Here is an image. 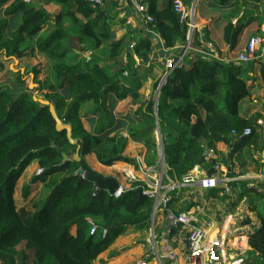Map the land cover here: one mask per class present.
Wrapping results in <instances>:
<instances>
[{
	"label": "trees",
	"instance_id": "trees-1",
	"mask_svg": "<svg viewBox=\"0 0 264 264\" xmlns=\"http://www.w3.org/2000/svg\"><path fill=\"white\" fill-rule=\"evenodd\" d=\"M173 1L163 0L160 7L158 0H142L153 18L144 27L158 33L168 49L185 43L187 34L186 25L180 22L179 14L173 9ZM192 1L183 0L186 5ZM237 1L204 0L197 4L195 23L198 28L193 34V50L161 87L157 121L152 96L158 78L152 82L151 96L133 100L138 104L135 112L141 122L128 127V132L134 140L143 142L146 150L143 163L154 168L160 164L158 140L155 139L158 123L165 171L173 181H180L182 175L196 165L208 176L215 174V166L221 165L218 158L208 155V159L205 156L199 164L205 146L213 149L217 142L228 146L234 142L229 156L222 161L231 168L235 150L256 142L253 135L260 114L243 118L239 113L240 101L250 93L244 67L236 65L233 59L258 30L247 29L240 43L243 21H231L235 9L227 15L221 12L223 6ZM42 2L55 3L60 9L53 14ZM200 19H204L205 24L200 23ZM149 37L151 35L142 37L134 46L133 53L140 60L138 65L130 51L118 61L125 41H111L113 35L107 26L103 6H92L87 0H33L29 3L0 0V56L6 61L12 57H31L39 52L51 60L45 80L37 82V89L45 91V100L54 105L62 123L70 124L72 137L77 140L76 144H71L66 131L56 129L49 104L35 99L29 86L23 87L25 76L32 74L35 79L40 69L35 66L28 71L24 60H20L22 67L15 74L17 80L13 88L0 86V264H94L98 254L112 244L125 226L149 229L152 199L140 201L136 192H125L115 198L106 188L96 187L94 182L83 178L79 162L72 159L79 146L84 162L86 154L94 153L103 165L123 162L131 164L134 170L139 169L136 159L123 155L121 136L102 134L108 132L106 129L113 123L111 108L114 102L110 101L131 97L132 92H137L153 74L154 63L146 65L150 61ZM71 41L77 43L78 50ZM205 41L212 45L209 52L202 50ZM24 44L27 45L22 47ZM103 45L118 69L113 70L110 63L95 53ZM83 51L90 54L83 55ZM88 104V110L97 116L93 132L84 127L80 116L81 108ZM247 128L252 133L244 136ZM261 150L264 152V140ZM63 153L68 156L66 161H63ZM34 161L38 171L31 182H40L47 195L42 205L26 218L16 207L14 191L18 179ZM261 166L264 167V162ZM132 183L136 188L143 184L137 180ZM249 186L246 180L230 182L232 201L228 193L220 194L222 190L217 187L209 189V194L215 199L226 200L232 211L250 194ZM27 191V188L23 191L24 197ZM175 192L177 189L170 192L171 206ZM263 207L264 197L254 204L261 224L248 239L251 247L248 258L253 255L255 264H264ZM89 219L97 225L94 232H91ZM72 225L76 226L74 235L70 233ZM23 241L27 249H34L31 263L26 250L17 248Z\"/></svg>",
	"mask_w": 264,
	"mask_h": 264
},
{
	"label": "crops",
	"instance_id": "crops-1",
	"mask_svg": "<svg viewBox=\"0 0 264 264\" xmlns=\"http://www.w3.org/2000/svg\"><path fill=\"white\" fill-rule=\"evenodd\" d=\"M200 1L204 0H199L198 3ZM42 4H44L46 10L53 14L60 9L59 5L52 2H42ZM158 4L162 7L163 0H158ZM103 8L107 13V19H109L110 22H116L117 24L122 23L124 25L123 28L121 27L118 30L119 34L129 32L125 41L128 45L130 43L136 44L142 37H146V35H148L144 32V25H142L143 22L141 21L137 11L130 3H117L112 0H106ZM233 9L236 10V13L230 17L231 21L235 22L237 20L240 21L241 19L245 25L240 35V43L244 41L246 30L250 28H252V30L257 28V35L264 36V30L262 29L264 26V1L254 3L247 0H238L228 6H223L221 8V12L227 15L231 14L230 11ZM119 13L124 16L122 19L118 16ZM200 20V23L205 24L204 19ZM112 35L114 37L113 33ZM149 39L151 49L148 57L150 62L154 63V56L157 55V51H155L157 49V45L153 43L154 39L152 36L149 37ZM133 50L134 49L129 51L133 55L135 64L138 65L140 60L135 56ZM85 55L87 54L85 53ZM233 61L234 63L236 62L234 59ZM4 62L5 58L0 56V64H3ZM236 65L241 64L237 63ZM241 66L244 67V78L246 79L250 95L244 97L240 101L239 113L243 118H250L257 113L260 114L257 122L258 124H256L257 126L253 135L256 137V142L250 144L249 147L244 146L241 150H235L236 155L233 157L231 168L226 167L222 161L224 158L229 156L234 142H231L230 146L222 142H217L213 149H209L206 146L205 148L210 150V157L218 158L221 162V175L229 178V181H226L217 187V189L222 190V192L220 191L219 193H228L232 201L234 197L232 196L233 192L230 190L229 183L236 180H246L250 182V194L244 196L237 206L230 211L226 200L222 201L220 199H215L210 196L209 189L202 190L198 187V185L194 184L189 187L185 186L177 189V192H175L172 197L175 201H172L171 204L173 205L172 209L176 213L187 212L194 214L195 220L197 219L198 223L206 222L213 217H216L219 220L220 217L224 220V224L229 226L230 229L236 227L242 230V232L236 234L237 237L234 236L235 238H233L232 241L234 244L236 243L238 245V247L234 248H240L244 253L246 261H244L243 264H246L249 260L248 251L251 250V247L248 244L249 234L253 233V229L258 228L261 224V221L253 207L254 204L260 203L264 197V167L261 166L264 162V152L261 150L264 140V69L263 66L256 61H251L247 64H242ZM156 76L157 73H155L154 70L153 74L144 81L143 86L137 92H132V95L134 94L133 96H135L142 88H144V91L139 92L143 95L142 98L145 100L151 96L152 82ZM131 97L123 101H115L114 99L110 101L114 102L111 108L113 123L108 129H106L108 132L103 133L102 136L117 134L124 139V142H126L128 147L139 144L142 147L138 151L140 154L138 159L141 158L139 161H142L141 163L138 161L140 163V168L141 165H145L143 163V157L146 150L143 142L134 140L132 135L128 132V127H135L141 122L140 116H138L135 112L137 107L133 106L135 104L133 103V100H131ZM87 110L88 109H86V111ZM88 112L89 117L82 118V121L84 127L88 131L93 132L96 127L95 119L97 116L93 113V111L88 110L87 113ZM201 115L204 117V111L201 112ZM128 149L129 148H126V150ZM205 159H208V155ZM85 161L93 171L100 173L105 177H114L117 180L119 179L118 181L122 180L121 178L124 177L126 181L130 183L131 178H133L132 176L134 175V168H132V166L128 163L115 162L110 166H106L101 164L96 159L94 153L86 154ZM35 163L37 164V162ZM162 167L165 169V165ZM192 173L197 177L207 175V172L199 165H196L192 169ZM119 174L121 175V178H119ZM139 174L143 173L139 172ZM157 217L158 224H160L159 229L162 230L166 222V214L162 210L160 211V215ZM185 228L188 229L187 227ZM70 233L73 235L76 233L75 225L70 227ZM230 233V235H232V232ZM148 238L149 232L146 227L127 225L124 227L123 232L112 242V244L98 254L94 262L96 264H140L141 261L147 258L151 259L149 256L146 257L149 251ZM171 243L172 247L175 249V253L177 254L176 260H166L164 264H183L185 262V247L180 241V235L174 233ZM228 263H230V259H228L227 264Z\"/></svg>",
	"mask_w": 264,
	"mask_h": 264
},
{
	"label": "built area",
	"instance_id": "built-area-1",
	"mask_svg": "<svg viewBox=\"0 0 264 264\" xmlns=\"http://www.w3.org/2000/svg\"><path fill=\"white\" fill-rule=\"evenodd\" d=\"M25 2H31V0H24ZM92 6H103L106 0H87ZM117 3H130L137 11L143 25L153 21V18L148 14V7L146 3L139 0H112ZM194 1V0H193ZM193 1L190 5H186L183 0H174L173 9L179 14L180 22L184 23L187 27L186 41L185 43L178 44L174 48L168 49L164 46L162 37L146 27L144 32L153 37V43L157 45L155 51L159 52L156 59L161 65L155 68V73L158 78L156 94L161 87L167 82L169 76L173 71L180 67L186 57H188L189 51L193 50L192 34H194L197 25L195 23L196 6ZM198 4V0L196 2ZM264 30V26L262 27ZM135 43L129 44V50L134 49ZM211 47V45H210ZM204 48V47H203ZM202 48V50H203ZM199 50V51H202ZM204 51V50H203ZM209 52V51H205ZM160 55L162 57L160 58ZM236 64H247L251 61L259 62L264 68V36L255 35L252 36L246 48L238 52ZM258 60V61H257ZM160 67V69H158ZM127 74V72H125ZM155 94V98H156ZM155 101V99H154ZM264 132V131H263ZM252 133L251 129L247 128L243 135L247 136ZM160 169L157 171L154 167H147L141 165L140 170L143 173L141 185L143 193L151 198L154 202V207L151 213L150 226H149V251L146 257L151 259H145L140 264H164L166 260H176L177 254L172 247V236L175 234L180 235V241L185 247V262L183 264H243L245 261L244 253L240 248H234L229 245V235L231 234L230 227L224 224V220L219 217H213L206 222H197L195 215L187 212H174L172 206L169 204L171 199L170 192L181 187H189L191 185H198L202 190L216 188L229 178L221 175V166H215V174L203 177H197L192 173V170L182 175L180 181H173L170 179L162 167L161 160ZM126 179L118 181V186L112 194L113 197L118 198L126 191L134 189ZM136 188V187H135ZM158 207L160 211H164L166 214V222L162 230L159 229L158 217H156V210ZM157 218V220L155 219ZM223 220V222H222ZM222 222V223H221ZM91 232L97 229V225L92 223ZM187 227L188 229H186ZM105 230L103 233L105 234ZM230 240H229V239ZM151 260V261H150Z\"/></svg>",
	"mask_w": 264,
	"mask_h": 264
},
{
	"label": "rangeland",
	"instance_id": "rangeland-1",
	"mask_svg": "<svg viewBox=\"0 0 264 264\" xmlns=\"http://www.w3.org/2000/svg\"><path fill=\"white\" fill-rule=\"evenodd\" d=\"M33 0H31L32 2ZM199 1V0H198ZM42 6L44 7V4H42ZM39 7L38 5H36V8ZM45 8V7H44ZM120 18L122 19L124 16L121 15V13H119ZM120 21V20H119ZM107 26L110 30L111 33L114 34V37L111 41L114 40H124L126 41V38L129 35V32H123L124 34H119L118 30L122 27H124V25L121 24H117L110 22L109 19H107ZM198 28V27H197ZM193 37V34H192ZM71 45L73 47H75L74 49L78 50V45L77 43L71 41L70 42ZM137 44V43H136ZM135 44V45H136ZM27 44H24L22 47H25ZM127 43H125V49L122 52V54L120 55V57L118 58V61H122L125 55L126 51H129V47H126ZM211 43H208L207 41H205L202 46L204 47L203 50L204 51H209L210 48H212V45L210 47ZM190 47H192L190 45ZM94 53V52H93ZM95 53L97 54L98 57H101L103 59H105L108 63H110V65H112L113 70L114 69H118V67L115 65L116 63L112 60L109 59L108 53L106 52V48L105 46H101L98 50L95 51ZM87 54H90V52H87ZM157 55L154 56V60H156L158 58V53L156 52ZM153 57V55H152ZM162 57V55H160V58ZM26 58L28 60H26ZM2 59V58H1ZM20 60H24L23 64H25L26 66H28V71H31L33 67H37L40 69V73L37 75V77L35 79H33L32 74L25 76V85L23 86L24 88H26L25 86H29V88L31 89L32 93L34 94V97H36L37 99H41V100H45L46 99V93L44 90H38L37 86L38 83H42V81L45 80V76L47 74V72L49 71V66H50V59H48L47 57H45L42 53L36 52V54L34 56L31 57H24L21 59H17L15 57H12L8 60H6L3 64H0V86L2 88L4 87H8V88H13L14 83L16 82L17 78L15 76L16 72L22 67ZM66 60L69 62H73L72 60H69L68 58H66ZM157 62H154V67H153V71L155 70V68L157 67ZM98 63H101V60L98 61ZM151 62L149 61L146 65L148 66ZM158 66L161 65V59L160 62H158ZM160 69V67L158 68ZM152 73V72H151ZM124 75H127L125 72L123 73ZM144 91V88H142L139 92ZM137 93L135 96L131 97V100L134 99H138V97H143V95H141L140 93ZM155 94H156V89L154 90L153 93V99H155ZM133 98V99H132ZM90 104L92 102H89ZM135 104V103H134ZM135 107H138V104L133 105ZM90 107V105H86L85 107L81 108L80 110V116L81 119L82 118H87L89 117V112L87 113L86 109H88ZM120 109V107H119ZM155 139L157 140V134L155 136ZM120 140V138H119ZM126 148H129L128 150H126ZM142 148L139 144H135L132 147H128L126 142H124L123 148H122V152L123 155H126L129 158L132 159H136L137 161H139L140 159H138L139 157V149ZM144 151V150H142ZM159 151V148H158ZM125 153V154H124ZM95 155V154H94ZM96 157V156H95ZM85 158V157H84ZM161 160V159H160ZM36 161H34L33 163H31L23 172V174L21 175V177L18 179L16 185H15V191H14V199H15V203H16V207L19 210V212L26 218L29 217V213H32L33 211L37 210L43 203V200L45 199L47 192L44 189V187H42L40 182H36V183H32L31 182V178L37 173V169H38V165L35 163ZM86 162V161H85ZM140 163L142 161H139ZM131 165V164H129ZM132 166V165H131ZM133 168V167H132ZM155 169L157 171H159L160 169V164L158 166H155ZM123 171V170H122ZM142 173L140 168L138 170H133V173H137L135 175H133L131 178V182L129 183V186H133L132 181H141L143 174H139ZM102 175V174H101ZM119 178H121V175L119 174ZM123 181L125 178H121ZM119 180V179H118ZM27 188V196L24 197L23 196V191ZM135 188V187H132ZM45 191V192H44ZM151 199V198H150ZM154 204V202H153ZM154 207V205H153ZM160 215V207H158V209L156 210V217ZM157 220V218H155ZM89 221H92V219H89ZM136 226V225H134ZM257 228H254L253 231H255ZM148 232L150 231V229H147ZM232 232V235H229V245L231 247H238V245L232 241L233 238L237 237L236 234L242 232V230L234 227L233 229H230ZM231 236V237H230ZM235 236V237H234ZM169 243H171V241H169ZM18 249H23L26 250V252L28 253V261L29 263H31V260L33 258L34 255V249L33 248H29L27 249L25 247V242H21L18 247ZM246 261V260H245ZM165 263V262H164ZM94 264H96L94 262ZM246 264H255L253 261V255H250L249 260Z\"/></svg>",
	"mask_w": 264,
	"mask_h": 264
},
{
	"label": "water",
	"instance_id": "water-1",
	"mask_svg": "<svg viewBox=\"0 0 264 264\" xmlns=\"http://www.w3.org/2000/svg\"><path fill=\"white\" fill-rule=\"evenodd\" d=\"M196 2H197V0L193 1L194 6L197 5ZM82 53L85 54L84 51ZM159 94H160V90L157 92L156 98L154 101V115H155L156 121H157V107H158ZM34 98L37 99L36 97H34ZM39 101H40V103H42L44 105L49 104V102L47 100L39 99ZM49 109H50V112L52 114V117L54 118V120L56 122V129L57 130H65L66 131V137H67L68 141L71 144H76L77 140L72 137V129H71L70 124H65V123L61 122L60 118L57 116L54 105L49 104ZM156 131H157V140H158V146H159L158 147L159 148V158L161 159L162 166H164V151H163V144L161 141V136L159 134L160 132H159V128H158V123H157ZM232 136H233V134L230 135V137H232ZM209 153H210V150L208 148H204V153H203L201 159L199 160V164L204 160L205 156L209 155ZM67 159H68V156L65 153H63V161H66ZM72 159L79 162V164L81 166L83 178L94 182L96 187L106 188L111 195L114 193L115 189L118 186V180L114 177H105V176H103L97 172L94 173L92 171V169L88 165H86L84 160L80 157L79 146H77L76 151L73 154ZM127 192H136L138 194L140 201L146 200L148 198L147 195L143 193L142 187L130 189V190L126 191V193Z\"/></svg>",
	"mask_w": 264,
	"mask_h": 264
}]
</instances>
